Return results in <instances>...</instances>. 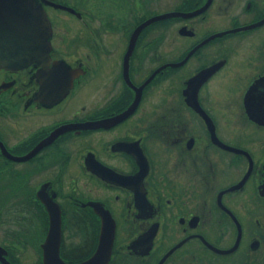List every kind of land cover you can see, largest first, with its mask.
<instances>
[{"label":"flooded vegetation","instance_id":"obj_1","mask_svg":"<svg viewBox=\"0 0 264 264\" xmlns=\"http://www.w3.org/2000/svg\"><path fill=\"white\" fill-rule=\"evenodd\" d=\"M153 1L94 0L99 23L32 0L46 59L0 66V221L31 263L49 256L50 210L66 263L107 227L98 264H264V0Z\"/></svg>","mask_w":264,"mask_h":264},{"label":"water","instance_id":"obj_2","mask_svg":"<svg viewBox=\"0 0 264 264\" xmlns=\"http://www.w3.org/2000/svg\"><path fill=\"white\" fill-rule=\"evenodd\" d=\"M205 5L206 2L199 8L191 12L183 13L182 15L185 16L196 13ZM173 14L176 13L165 12L144 19L134 27L130 35V40L134 38L139 29L145 24L155 19L167 17ZM263 19L264 17L252 25L260 23ZM49 32V21L46 18L42 7L34 4L32 0H0V66L21 67L31 60L43 62L46 59L49 47L47 40ZM222 32L224 31L214 34H221ZM214 34L209 35L202 41L212 37ZM81 126L87 127L88 123H84ZM59 130H62V128ZM53 134L54 133L42 139L22 156H11L6 150L3 152L9 157L11 156L16 159H24L29 157L39 146L50 140ZM110 233V229L107 227L106 229H101L97 247L90 258L81 262L66 263L58 256L57 253L58 213L56 214L49 210L48 230L44 241L40 244L44 251L43 256H45L46 252L49 254L48 258L43 259V264H94V261L98 264L104 261L103 256H106L109 252L111 240ZM5 254L6 249L0 245V263L16 264L10 263V261L5 257Z\"/></svg>","mask_w":264,"mask_h":264},{"label":"rangeland","instance_id":"obj_3","mask_svg":"<svg viewBox=\"0 0 264 264\" xmlns=\"http://www.w3.org/2000/svg\"><path fill=\"white\" fill-rule=\"evenodd\" d=\"M74 2L78 4L79 8L82 9L84 12L88 14L94 12L93 14H95L97 22L100 23V21L103 20V13H105L106 10V6L104 4L94 6L93 5L94 0H74ZM173 2H175V0H158V1H153L150 5L146 7L148 8V10L151 9L163 10L171 7ZM61 13L66 14L64 12ZM65 24H67L68 29L71 30L72 32L76 30L78 26L80 27L82 26V28L86 30L87 26L89 25V23L88 25L86 23H83L82 20H79L78 22L66 21ZM14 229L18 230L15 227V225L12 226L10 224L4 223L3 221H0V244H3L6 247V249L9 250L10 260L16 262L17 264H36L30 262L32 258V256H30L29 254V250H31L30 246L24 247L23 245H16V244L10 245L9 242L13 235Z\"/></svg>","mask_w":264,"mask_h":264},{"label":"trees","instance_id":"obj_4","mask_svg":"<svg viewBox=\"0 0 264 264\" xmlns=\"http://www.w3.org/2000/svg\"><path fill=\"white\" fill-rule=\"evenodd\" d=\"M6 257L8 258V259H10V256H9V250H7V255H6ZM1 264V263H0Z\"/></svg>","mask_w":264,"mask_h":264}]
</instances>
